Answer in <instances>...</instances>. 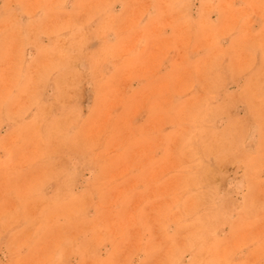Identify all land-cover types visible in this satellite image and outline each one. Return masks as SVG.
Here are the masks:
<instances>
[{
	"label": "rangeland",
	"instance_id": "obj_1",
	"mask_svg": "<svg viewBox=\"0 0 264 264\" xmlns=\"http://www.w3.org/2000/svg\"><path fill=\"white\" fill-rule=\"evenodd\" d=\"M0 264H264V0H0Z\"/></svg>",
	"mask_w": 264,
	"mask_h": 264
}]
</instances>
